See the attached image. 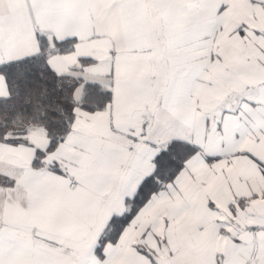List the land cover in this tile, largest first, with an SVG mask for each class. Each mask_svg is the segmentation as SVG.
<instances>
[{"label": "snow or ice", "instance_id": "obj_1", "mask_svg": "<svg viewBox=\"0 0 264 264\" xmlns=\"http://www.w3.org/2000/svg\"><path fill=\"white\" fill-rule=\"evenodd\" d=\"M0 264H264V0H0Z\"/></svg>", "mask_w": 264, "mask_h": 264}]
</instances>
